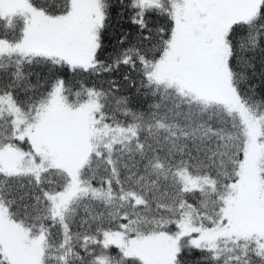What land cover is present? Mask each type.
<instances>
[{
  "label": "snow or ice",
  "instance_id": "snow-or-ice-1",
  "mask_svg": "<svg viewBox=\"0 0 264 264\" xmlns=\"http://www.w3.org/2000/svg\"><path fill=\"white\" fill-rule=\"evenodd\" d=\"M0 264H264V0H0Z\"/></svg>",
  "mask_w": 264,
  "mask_h": 264
},
{
  "label": "trees",
  "instance_id": "trees-1",
  "mask_svg": "<svg viewBox=\"0 0 264 264\" xmlns=\"http://www.w3.org/2000/svg\"><path fill=\"white\" fill-rule=\"evenodd\" d=\"M119 77V74H117V78Z\"/></svg>",
  "mask_w": 264,
  "mask_h": 264
}]
</instances>
